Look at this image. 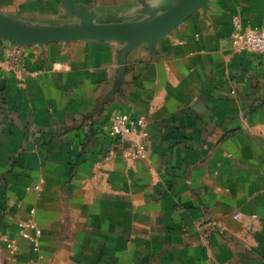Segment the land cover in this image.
<instances>
[{"label":"crops","instance_id":"obj_1","mask_svg":"<svg viewBox=\"0 0 264 264\" xmlns=\"http://www.w3.org/2000/svg\"><path fill=\"white\" fill-rule=\"evenodd\" d=\"M95 22H131L142 2L74 0ZM22 22H77L60 0H0ZM264 29V0H209L154 53L103 40L0 43V264H264V53L235 51L232 18ZM142 118L143 156L109 137ZM43 179L40 189L33 186ZM40 229L39 250L17 221ZM239 214L237 218L235 215Z\"/></svg>","mask_w":264,"mask_h":264},{"label":"water","instance_id":"obj_2","mask_svg":"<svg viewBox=\"0 0 264 264\" xmlns=\"http://www.w3.org/2000/svg\"><path fill=\"white\" fill-rule=\"evenodd\" d=\"M209 0H166L155 4L142 2L145 17L131 22L97 23L92 10L79 6L74 0H60L61 6L77 18V22L57 26H41L10 18L0 12V43L44 45L52 42L103 40L122 43L116 51L120 80L124 72L125 54L141 43L150 53L155 44L199 9H206Z\"/></svg>","mask_w":264,"mask_h":264},{"label":"built area","instance_id":"obj_3","mask_svg":"<svg viewBox=\"0 0 264 264\" xmlns=\"http://www.w3.org/2000/svg\"><path fill=\"white\" fill-rule=\"evenodd\" d=\"M233 32L230 37L231 47L238 52L264 53V29H243L241 21L237 16L232 18ZM22 57L21 45L12 44L9 55L5 61L7 70L20 65ZM108 135L111 139L122 141L128 139L129 146L123 150L122 156L127 161H136L145 152L144 145L148 139L145 121L142 118H133L127 113L116 112L112 115L108 127ZM43 179L33 186L38 190ZM28 219L17 221L19 236L28 241L34 252L39 250L40 229L33 220L34 209H29ZM239 214L235 215L237 218ZM0 242L9 254L14 255L18 251L17 242L7 235H0Z\"/></svg>","mask_w":264,"mask_h":264}]
</instances>
